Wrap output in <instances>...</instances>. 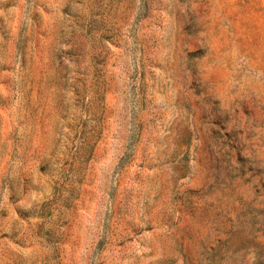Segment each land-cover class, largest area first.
<instances>
[{
  "label": "rangeland",
  "instance_id": "374dc122",
  "mask_svg": "<svg viewBox=\"0 0 264 264\" xmlns=\"http://www.w3.org/2000/svg\"><path fill=\"white\" fill-rule=\"evenodd\" d=\"M0 264H264V0H0Z\"/></svg>",
  "mask_w": 264,
  "mask_h": 264
}]
</instances>
